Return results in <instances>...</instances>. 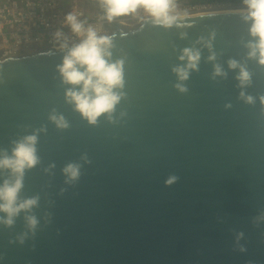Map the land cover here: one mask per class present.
Returning a JSON list of instances; mask_svg holds the SVG:
<instances>
[{
	"label": "water",
	"instance_id": "95a60500",
	"mask_svg": "<svg viewBox=\"0 0 264 264\" xmlns=\"http://www.w3.org/2000/svg\"><path fill=\"white\" fill-rule=\"evenodd\" d=\"M230 11L171 27L100 16L124 95L95 124L66 98L58 66L72 46L0 59V158L33 134L39 158L18 194L37 204L0 223V264H264V65L248 55L251 21ZM184 49L199 61L181 82ZM15 179L0 168V185Z\"/></svg>",
	"mask_w": 264,
	"mask_h": 264
},
{
	"label": "clouds",
	"instance_id": "9594fccd",
	"mask_svg": "<svg viewBox=\"0 0 264 264\" xmlns=\"http://www.w3.org/2000/svg\"><path fill=\"white\" fill-rule=\"evenodd\" d=\"M243 3L246 5V8L242 10L243 18L246 22L251 21L249 32L252 37L256 38L254 43L250 42L247 45L250 49L249 58H257L258 63L264 65V0H243ZM100 4L108 21L136 13L141 8L152 18L154 24L171 27L177 20L176 16L170 14L174 0H100ZM65 22L73 33L83 36L78 44L68 50L62 64L58 66L63 82L73 86L67 90L66 98L69 103L75 105V110L83 118L89 123L95 124L97 118L102 114L107 113L110 116L124 95L123 92L114 91V89H123L124 87L123 61L117 60L109 63L111 38L106 35H98L91 26L85 28L84 22L80 21L76 14L68 13L65 16ZM61 35L59 31L56 33L57 38ZM60 47L64 49L68 46L64 43ZM208 47H211L210 43ZM185 58L188 61L186 66H178L173 69L181 82L188 79L189 69H196L199 52L184 49L180 60L183 61ZM214 58V55L209 57V59ZM229 66L236 68L238 64L232 60L229 61ZM216 74H221L218 66ZM238 79L242 86L250 81V74L243 66H240ZM76 86H80L79 91L75 90ZM175 87L181 92L187 90L182 83L176 84ZM241 96L243 97L244 94L241 93ZM261 100L264 102V97ZM246 101L251 103L253 98L248 96ZM50 119L58 128L68 127L63 116L52 115ZM38 131H43V129ZM36 143V134L26 136L21 141L15 142L11 157L5 154L0 158V168L10 169L16 176L14 182L5 181L3 185H0V212L6 214V218H0V223L11 226L14 222L13 218L21 210L30 209L37 204L38 197L18 202L25 170L39 163V158L36 155ZM84 159L86 160V157ZM79 168L80 165L69 163L63 172L69 180H76L80 174ZM172 179L168 182L171 183ZM28 223L30 227L35 228L37 220L34 216L28 217ZM241 250L243 251V249Z\"/></svg>",
	"mask_w": 264,
	"mask_h": 264
},
{
	"label": "built area",
	"instance_id": "2783aa9c",
	"mask_svg": "<svg viewBox=\"0 0 264 264\" xmlns=\"http://www.w3.org/2000/svg\"><path fill=\"white\" fill-rule=\"evenodd\" d=\"M69 1V5L64 6L61 0H0V59L48 48L61 49L64 43L68 47L78 44L83 36L73 33L65 22L70 12L84 22L85 28L93 27L98 35L107 32L100 17L87 18L77 0ZM231 4L229 0L198 4L174 1L170 14L191 17L223 11ZM148 19L152 18L141 8L124 16L121 24L131 27ZM58 31L62 34L59 38L56 37Z\"/></svg>",
	"mask_w": 264,
	"mask_h": 264
},
{
	"label": "crops",
	"instance_id": "0c3cea01",
	"mask_svg": "<svg viewBox=\"0 0 264 264\" xmlns=\"http://www.w3.org/2000/svg\"><path fill=\"white\" fill-rule=\"evenodd\" d=\"M67 1V0H62ZM77 5L81 8L87 18H98L100 17V0H77Z\"/></svg>",
	"mask_w": 264,
	"mask_h": 264
},
{
	"label": "trees",
	"instance_id": "16d2710c",
	"mask_svg": "<svg viewBox=\"0 0 264 264\" xmlns=\"http://www.w3.org/2000/svg\"><path fill=\"white\" fill-rule=\"evenodd\" d=\"M213 1H220V0H191V4H195V3H204V2H213ZM232 4H234V5H244V3H243V0H229ZM61 2H62V4L64 5V6H68L69 5V3H70V1L69 0H67V1H62L61 0Z\"/></svg>",
	"mask_w": 264,
	"mask_h": 264
},
{
	"label": "rangeland",
	"instance_id": "374dc122",
	"mask_svg": "<svg viewBox=\"0 0 264 264\" xmlns=\"http://www.w3.org/2000/svg\"><path fill=\"white\" fill-rule=\"evenodd\" d=\"M245 8H246V5H234V4H231V5L226 6L224 8V10H227V11H230V10H243Z\"/></svg>",
	"mask_w": 264,
	"mask_h": 264
},
{
	"label": "flooded vegetation",
	"instance_id": "af4514ba",
	"mask_svg": "<svg viewBox=\"0 0 264 264\" xmlns=\"http://www.w3.org/2000/svg\"><path fill=\"white\" fill-rule=\"evenodd\" d=\"M174 1H183V2H191V0H174ZM195 4H198V3H195ZM99 13H100V16L104 15V10L102 9L101 5L99 7ZM124 16L122 17H118V21L121 23V20ZM105 28V27H104ZM106 29V28H105ZM107 30V29H106ZM108 34V31L106 32Z\"/></svg>",
	"mask_w": 264,
	"mask_h": 264
},
{
	"label": "bare ground",
	"instance_id": "6f19581e",
	"mask_svg": "<svg viewBox=\"0 0 264 264\" xmlns=\"http://www.w3.org/2000/svg\"><path fill=\"white\" fill-rule=\"evenodd\" d=\"M220 12H231V11L224 10V11H218V12H214V13H220ZM199 15H203V14H199Z\"/></svg>",
	"mask_w": 264,
	"mask_h": 264
}]
</instances>
